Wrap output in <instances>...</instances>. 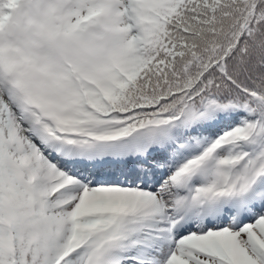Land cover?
Returning a JSON list of instances; mask_svg holds the SVG:
<instances>
[{
  "label": "snow or ice",
  "instance_id": "snow-or-ice-1",
  "mask_svg": "<svg viewBox=\"0 0 264 264\" xmlns=\"http://www.w3.org/2000/svg\"><path fill=\"white\" fill-rule=\"evenodd\" d=\"M0 264H264V0H0Z\"/></svg>",
  "mask_w": 264,
  "mask_h": 264
}]
</instances>
